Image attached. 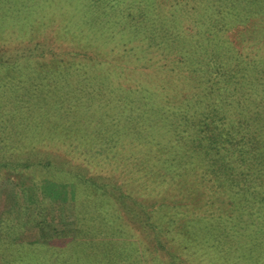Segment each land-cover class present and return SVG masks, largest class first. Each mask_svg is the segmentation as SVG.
I'll list each match as a JSON object with an SVG mask.
<instances>
[{"label":"trees","instance_id":"trees-1","mask_svg":"<svg viewBox=\"0 0 264 264\" xmlns=\"http://www.w3.org/2000/svg\"><path fill=\"white\" fill-rule=\"evenodd\" d=\"M207 1L196 9L208 14ZM235 1L217 0L229 6L221 22L239 6L264 8ZM155 4L0 0V31L21 44L0 53V103L11 97L13 124L31 126L14 125L17 139L44 152L22 165L48 177L58 167L72 182L69 264H264V49L242 59L226 42L209 55L212 13L205 44L179 47L161 36ZM49 36L68 40L72 62L34 59L57 49ZM51 146L82 167H64L62 154L52 164ZM117 198L132 206L119 210Z\"/></svg>","mask_w":264,"mask_h":264},{"label":"rangeland","instance_id":"rangeland-1","mask_svg":"<svg viewBox=\"0 0 264 264\" xmlns=\"http://www.w3.org/2000/svg\"><path fill=\"white\" fill-rule=\"evenodd\" d=\"M211 1L213 0L207 2ZM243 1L248 2V0ZM235 2L242 4V0ZM204 3V0H156L151 15L154 17L156 27L160 29L161 36L171 37L175 45L182 43L178 45L179 47H188L190 44L199 48L200 45L205 44L204 39L206 37L204 35L209 29L208 23H205L202 17L207 12L197 10L195 6L201 4L204 7ZM224 5L225 7L221 6L217 0L216 3L213 1L211 11L214 12L210 11L207 14H215L216 18H214L220 22L214 28L211 40V44L217 45L212 47L211 52L214 53L209 55L214 57L217 53V47L220 45L219 49L222 50V44L227 42L229 48L234 50V53L236 51L242 59H252L253 52L256 51L257 47L260 46L262 50L264 49V8H261L262 10H250L239 6L235 11L230 12L228 22L225 16L221 22L222 15L226 14L225 12L229 7L228 3ZM51 18L53 20L56 18L55 9ZM193 21L197 23L196 26ZM35 33H38L35 39H43L40 31ZM15 35L11 36L9 33V36L5 37L4 31H0V53H3L4 50L9 52L14 47H20V40L16 39ZM49 37L52 45L56 46L57 49H54L53 52L50 50L46 58L37 59L40 56L38 55L34 59L44 62L52 55L55 59H65L67 62H72L71 55L67 53L68 50H72L73 46L68 40L65 37L53 40L52 36ZM218 38L220 41H217ZM59 47H63L66 52L63 53ZM36 50L39 52V49ZM202 50L204 52L205 48ZM124 71L128 70L125 69ZM2 74L0 73V81L5 80ZM2 101L0 112L4 117L2 123L4 130L0 127V264H69L75 251V249L72 250L74 240L71 235L61 232L75 224L72 182L62 174L58 167L51 168L55 172H50L51 176L48 177L44 172L43 165L37 163L31 167L22 165L26 162V158L29 159V163L31 161L33 163L31 157L40 155V152H43V147L39 144L25 146L26 143L24 145L17 139L18 136L14 128V125L17 124H13L12 117L18 116L11 115L8 109L12 103L11 97L3 93ZM22 110H18L19 117L23 115ZM19 119L21 124L17 125L19 127L17 133L20 132L21 134L23 130H31L28 118L21 116ZM47 150L48 153H52L48 155L52 164L59 166V162H62V158L59 156L62 154L64 167L68 169L75 165L82 167L79 163L72 161L74 160L72 157L57 151L58 148L56 150L51 146ZM81 164L87 167L86 163ZM57 172L61 180L65 182V190L60 196H58V192L63 189L57 183L59 181L56 182ZM133 196L138 197L137 192H134ZM117 201L120 202L117 204L119 210L126 208V205L132 206L128 199L117 198ZM113 208L115 209L114 205ZM130 215L132 221L139 219L138 211L134 207H131Z\"/></svg>","mask_w":264,"mask_h":264}]
</instances>
